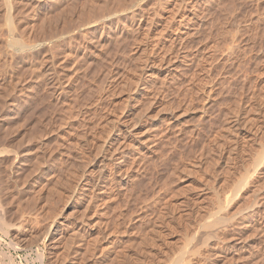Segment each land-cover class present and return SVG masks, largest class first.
I'll return each instance as SVG.
<instances>
[{
    "label": "rangeland",
    "instance_id": "1",
    "mask_svg": "<svg viewBox=\"0 0 264 264\" xmlns=\"http://www.w3.org/2000/svg\"><path fill=\"white\" fill-rule=\"evenodd\" d=\"M0 140L27 152L24 186L0 176V264H170L187 245L183 264H222L213 244L264 197V0H0ZM252 223L254 260L228 263L264 264Z\"/></svg>",
    "mask_w": 264,
    "mask_h": 264
},
{
    "label": "bare ground",
    "instance_id": "2",
    "mask_svg": "<svg viewBox=\"0 0 264 264\" xmlns=\"http://www.w3.org/2000/svg\"><path fill=\"white\" fill-rule=\"evenodd\" d=\"M196 11V10H195ZM192 12V11H191ZM155 14V13H154ZM192 15H193V17H195V16H197V14L196 13H194V12H192ZM140 17L142 16L141 14L139 15ZM156 16V15H155ZM188 16V15H187ZM153 17L154 16H146V18H145V26H147V29H146V31H148L150 28V24H151V22H152V19H153ZM192 17H189V18H187V21L189 20V19H191ZM139 20V19H138ZM190 21V20H189ZM138 23V22H137ZM138 25V24H137ZM186 25V24H185ZM187 27V26H186ZM193 27V26H192ZM146 28V27H145ZM180 35H177L176 37L179 39V44L184 40V38L190 33L189 32V29H186V30H180ZM192 33V32H191ZM190 33V34H191ZM148 35V34H147ZM144 36V35H143ZM174 38V37H173ZM173 38L171 39V42H172V44H173V42H174V40H173ZM169 40V39H168ZM171 44V45H172ZM170 46V45H169ZM182 47V46H181ZM164 52V51H163ZM166 53V52H165ZM167 54V53H166ZM162 55H164V54H162ZM165 56V55H164ZM169 56V55H168ZM171 58V57H170ZM161 59V58H160ZM169 59V58H168ZM167 59V60H168ZM135 118H134V120L136 119V117L137 116H134ZM131 120V119H130ZM134 120H132V121H130L129 122V124H127L126 126H125V129H124V131L122 130V134H121V137L120 138H117L116 137V140L115 141H117V142H119V144L122 142L121 140L122 139H124V136H126L125 135V133H128V132H130V130L131 129H133V127L135 126V124H136V120L134 121ZM12 122V121H11ZM128 122V121H127ZM13 127V126H12ZM118 127V126H117ZM10 128V127H9ZM120 130V131H121ZM6 131H7V128H6ZM12 131V130H11ZM8 132L9 133H11L10 132V130H8ZM13 132V134H14V132L15 131H12ZM119 132V131H118ZM8 133V134H9ZM4 134H6V133H4ZM4 134H2V138H3V141L5 140L4 139V137H3V135ZM41 134V133H40ZM18 135V134H17ZM31 135V134H30ZM7 136V135H6ZM5 136V138H7ZM9 136V135H8ZM11 136V135H10ZM14 136V135H13ZM15 137V136H14ZM44 137V136H43ZM143 137V136H142ZM141 136L138 138V139H136V142H138V144L140 145V143H141V138H142ZM9 138V137H8ZM10 138H12V137H10ZM19 139H20V137H18ZM32 138V137H31ZM35 138V137H34ZM16 139V138H15ZM14 139V140H15ZM146 139V138H145ZM21 140V139H20ZM27 140V139H26ZM36 140V139H35ZM38 140H39V138H38ZM144 140V139H143ZM1 141L2 140H0V176L1 177H5V178H9V179H11L10 180V182H11V184H13L14 183V185H11L12 186V188L13 187H16L17 185L20 187V186H24V184L26 183V180L25 179H27V175H26V177L25 176H23V174H20V175H22V177L23 178H21L20 176H18L19 174H18V166H19V164H22V163H24V159L26 160V158H25V154L27 153L26 152V150L24 151V150H20V151H24L23 153V158L22 157H20L19 155V159H16V155H17V153H16V151H14V149H12L13 147H14V144H10V143H1ZM16 141V140H15ZM14 141V142H15ZM19 141V140H18ZM28 141V140H27ZM145 141V140H144ZM144 141H142V144H143V142ZM147 141V140H146ZM6 142V141H5ZM7 142H13V139H10V140H7ZM17 142V141H16ZM20 142H22V141H20ZM20 142H18L19 144H20ZM114 142V141H113ZM125 142V141H124ZM26 143V142H25ZM149 143V142H148ZM108 144V143H107ZM119 144L117 145V143L115 144V145H117V146H115V148L114 149H112V150H110V155L113 153V151L115 150L116 151V149L118 148V146H119ZM11 146L12 148H9V146ZM145 145V144H144ZM16 146V145H15ZM17 146H19L20 147V145H17ZM22 146V145H21ZM38 146V145H37ZM23 147V146H22ZM112 147H113V145H112ZM264 147V146H263ZM263 147H261V150H258L259 151V153H258V151H257V154H255L254 155V157L252 158V160H253V162H252V165H253V163H254V165L255 166H257L260 170H263L264 169V157H262V154L260 153V151L262 152V149H264ZM18 148V147H17ZM21 148V147H20ZM141 148V147H140ZM26 149V148H25ZM36 149H38V148H36ZM18 150V151H19ZM44 150V149H43ZM21 152V153H22ZM263 152H264V150H263ZM45 154V153H44ZM29 155V154H28ZM113 155V154H112ZM36 156V155H35ZM109 156V155H108ZM107 156V157H108ZM256 156V157H255ZM111 157V156H110ZM123 157V156H122ZM28 158V157H27ZM55 158V157H54ZM33 159V158H32ZM77 159V158H76ZM75 159V160H76ZM116 159V158H115ZM55 160V159H54ZM35 161V160H34ZM119 162H121V160L119 161ZM38 163H40L39 161H38ZM40 165V164H39ZM38 165V166H39ZM42 165V164H41ZM61 165V164H60ZM117 165V164H116ZM64 166V165H63ZM255 166H253V168L255 167ZM35 167V166H34ZM256 167V168H257ZM21 168V167H20ZM36 168V167H35ZM42 168V167H41ZM44 168V167H43ZM119 168V167H118ZM138 168V167H137ZM252 168V169H253ZM38 169V168H37ZM37 169H35V170H37ZM100 169H101V166H100ZM121 169V168H120ZM258 169V170H259ZM29 170V169H28ZM33 170V169H32ZM259 170V171H260ZM38 171V170H37ZM120 171V170H119ZM248 171V170H247ZM257 171V170H256ZM40 172V171H39ZM124 172V171H123ZM252 172H253V170H252ZM252 172L250 173V174H252ZM258 172V171H257ZM121 173V172H120ZM247 173V172H246ZM246 173H244V174H246ZM18 174V175H17ZM39 174V173H38ZM46 174V173H45ZM250 174H249V176H250ZM40 175V174H39ZM124 175H125V172H124ZM44 176V175H43ZM245 176H247V175H245ZM244 175L241 177V179H239L238 181H237V187L239 186V187H244L247 183H249L248 182V178L249 177H247V179H245L246 177H245ZM25 177V178H24ZM252 177V176H251ZM123 178V177H122ZM251 179V178H250ZM12 181H13V183H12ZM250 181V180H249ZM1 182H3V181H1ZM5 182V181H4ZM9 182V181H8ZM6 183L7 182H5V185H6ZM19 183H21V185L19 184ZM37 184L38 185V182H34V184ZM7 184H9V183H7ZM2 184L0 183V186H1ZM4 185V184H3ZM3 185H2V188H3ZM9 186V185H8ZM11 186H9L10 188H11ZM40 186V185H39ZM39 186H37V188H39ZM246 187V186H245ZM1 188V187H0ZM1 188V189H2ZM4 188H5V186H4ZM3 188V189H4ZM9 188V189H10ZM36 188V189H37ZM235 188H236V186H235ZM1 189H0V191H1ZM17 189H19L18 187L16 188V190ZM32 189H33V187H32ZM35 189V190H36ZM239 189V188H238ZM237 189V190H238ZM12 190V189H11ZM16 190H14V191H16ZM4 191V190H3ZM3 191H2V193H3ZM6 191L8 192V188H6L5 189V195H6ZM13 191V192H14ZM21 191V190H20ZM34 191V190H33ZM13 192H10V193H12L11 195H9V197L11 196V198H13L14 196H13ZM23 192V191H22ZM21 192V193H22ZM25 192V191H24ZM229 192V191H228ZM27 193H29V192H27ZM33 193H35V192H33ZM8 194V193H7ZM232 194V193H231ZM2 195V194H1ZM0 195V196H1ZM4 195V196H5ZM225 195V194H224ZM229 195V194H228ZM3 196V195H2ZM4 196H3V198H4ZM23 196V195H22ZM31 196V198H32V195H30ZM30 196H29V194H28V196H26V194H25V196L24 197H29V199H31L30 198ZM7 197V196H6ZM23 197V198H24ZM219 197V196H218ZM26 198H24L25 200H26ZM89 198H90V196H89ZM225 198V197H224ZM223 198V199H224ZM6 199H8V197L7 198H5L4 200H6ZM18 199V198H17ZM91 199V198H90ZM216 199V198H215ZM214 199V200H215ZM2 199H0V207L2 208L4 205H1V203L3 202V201H1ZM218 200L219 199H217V201L216 202H218ZM220 200H222V199H220ZM7 201V200H6ZM5 201V202H6ZM88 201V200H87ZM5 202H3V203H5ZM214 202V201H213ZM219 202H221V201H219ZM2 203V204H3ZM88 203V202H87ZM172 203V202H171ZM217 204V203H216ZM219 204V203H218ZM255 204H257V205H254V207L253 208H251L250 210V213H251V217H249V220H246L245 222L243 221L242 223L240 222V224H238L239 225V227L238 228H233L232 226H230L231 227V229L233 228V230H232V232H230L231 234H229L228 236H224L225 237V239H226V241L227 242H225L224 243V247H223V250L221 251V247L220 246H218V243L217 244H213V247H214V249L215 250H217L218 249V251H216L219 255H224V256H222V258H221V261L220 262H222V264H224V263H228L231 259H234V257H235V255H236V257H238L240 254H239V251H238V249H241V252L243 253V252H245V253H247V258L249 259V260H251V259H253V258H255V252L254 251H252L251 249H249V248H247V247H245V245H244V242L242 243V241H244V240H242L241 239V232L243 231V229L245 228V227H247L248 226V224H251V222H254V223H252V224H254V228H263L264 227V197L263 198H261L260 200H258V203H256L255 202ZM224 205H222V207H223ZM226 206V205H225ZM175 207V206H174ZM218 208V207H217ZM225 208V207H224ZM214 209V208H213ZM220 208H218V210H219ZM171 210V209H170ZM221 210V209H220ZM223 210V209H222ZM171 213V212H170ZM212 214V213H211ZM211 214H209V216H211ZM220 214H222V213H220ZM220 214H218V215H215V216H212V218H211V220L210 221H208V222H206V223H203L202 224V227H205V228H207L208 229V231H207V234L208 235H210V237L212 236V235H214L215 234V230L217 229V226H219V228H220V226H223V229H224V227H225V225L227 226V223L229 222V220H228V218L229 217H227L226 215H224V214H222V215H220ZM248 216V215H247ZM248 218V217H247ZM209 220V219H208ZM237 225V224H236ZM235 225V226H236ZM237 225V226H238ZM148 226V225H147ZM168 226V225H167ZM229 226V225H228ZM153 227V226H152ZM184 227V226H183ZM199 227V226H198ZM148 228V227H147ZM218 228V229H219ZM152 229V228H151ZM221 229V228H220ZM226 229V228H225ZM263 230V229H262ZM54 232H55V230H53ZM154 231V230H153ZM204 231V230H203ZM206 231V230H205ZM205 231H204V233H205ZM236 232V233H235ZM264 232V231H263ZM200 233V232H199ZM198 233V234H199ZM226 233V232H225ZM145 234V233H144ZM162 234V233H161ZM160 234V235H161ZM166 234V233H165ZM197 234V233H196ZM206 233H205V236H204V238H209L208 237V235H207ZM228 234V233H227ZM226 234V235H227ZM263 234V233H262ZM202 235H204V234H202V233H200L199 234V237H202ZM217 235V234H216ZM218 235H220V234H218ZM236 235H238V236H236ZM197 236V235H196ZM207 236V237H206ZM222 236H223V234H222ZM213 237V236H212ZM263 237H264V235H263ZM214 238V237H213ZM217 238V237H216ZM221 238V237H220ZM158 239V238H157ZM202 239H203V237H202ZM201 239V240H202ZM215 239V238H214ZM53 240L54 239H52L51 241L53 242ZM216 240H218V239H216ZM222 239H220V241H221ZM223 240H224V238H223ZM236 241V242H235ZM153 243V242H152ZM202 243H204L203 242V240H202ZM213 243H215V241L213 242ZM220 243V242H219ZM185 244V243H184ZM209 244H211V243H209ZM221 244H222V242H221ZM220 244V245H221ZM190 245V244H189ZM204 245V244H203ZM205 245H207L208 246V243L206 244L205 243ZM136 247V246H135ZM134 247V248H135ZM181 247V246H180ZM182 247H183V245H182ZM209 247V246H208ZM217 248V249H216ZM207 249V248H206ZM212 249V248H211ZM165 250V249H164ZM190 250V248H189V246L187 245V247H183V248H181V250H179L178 252H179V254H177V256L173 259V260H171L170 262V264H178V262L179 261H183V260H181V259H183V257H184V254L186 253V254H188L187 252ZM192 250V249H191ZM194 250V249H193ZM192 250V251H193ZM147 251V250H146ZM204 251V250H203ZM202 251V252H203ZM208 252H209V254L211 253V250L209 251V250H207ZM216 252H214V251H212V253L211 254H215ZM194 252H192L191 254H193ZM204 253H206V252H204ZM216 253V254H217ZM222 253V254H221ZM137 254V253H136ZM214 254H213V257H214ZM215 254V255H216ZM217 254V255H218ZM151 255V254H150ZM189 255V254H188ZM194 255V254H193ZM190 256V255H189ZM188 256V257H189ZM209 256V255H208ZM212 256V255H211ZM153 257V256H152ZM187 257V258H188ZM202 257V256H201ZM235 257V259H237ZM10 258V257H9ZM169 258V257H168ZM198 258V257H197ZM205 258V257H204ZM210 258V257H209ZM208 258V259H209ZM212 258V257H211ZM140 259V258H139ZM200 259H202V258H200ZM165 260V259H164ZM170 260V259H169ZM206 260V259H205ZM220 260V259H219ZM254 260V259H253ZM12 261V260H11ZM143 261V260H142ZM201 261V260H200ZM204 261V260H203ZM210 261V260H209ZM231 261H233V260H231ZM184 262V261H183ZM183 262H182V264H183ZM11 263V262H10ZM180 263V262H179ZM198 263V262H197ZM232 262H230V263H228V264H231ZM12 264V263H11ZM145 264V263H144ZM181 264V263H180ZM221 264V263H220Z\"/></svg>",
    "mask_w": 264,
    "mask_h": 264
}]
</instances>
